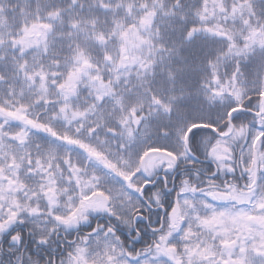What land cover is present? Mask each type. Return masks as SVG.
Here are the masks:
<instances>
[{
  "label": "snow or ice",
  "instance_id": "obj_1",
  "mask_svg": "<svg viewBox=\"0 0 264 264\" xmlns=\"http://www.w3.org/2000/svg\"><path fill=\"white\" fill-rule=\"evenodd\" d=\"M0 264H264V0H0Z\"/></svg>",
  "mask_w": 264,
  "mask_h": 264
}]
</instances>
